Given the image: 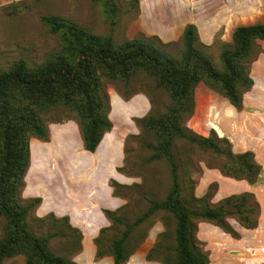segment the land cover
<instances>
[{
    "label": "rangeland",
    "instance_id": "374dc122",
    "mask_svg": "<svg viewBox=\"0 0 264 264\" xmlns=\"http://www.w3.org/2000/svg\"><path fill=\"white\" fill-rule=\"evenodd\" d=\"M129 8L121 3V18L112 30L111 19L94 0H0V71L20 60L36 67L59 54L60 38L44 25L43 17L71 20L96 35L112 33L119 43L141 36L157 38L169 45L168 51L175 56L182 51L185 28L193 24L217 65L222 44L232 43L237 27L264 23V0H138L137 11L128 12ZM263 55L264 52L256 50L250 59L255 86L244 95L241 110L200 84L194 115L186 122V127L200 136L209 137L214 131L220 138H227L235 154L253 152L263 167L259 181L250 185L223 174L221 167L225 159L211 151L185 142L174 146L184 201L189 206H201L200 200L209 196L208 206L217 208L229 196L253 194L251 203L258 207L254 216L258 222L256 229L243 227L235 217L227 218L239 238L213 223L192 219L196 236L204 224L231 236L232 242L224 251L229 256V264H264V257L258 258L255 254L256 249L260 252L264 247ZM104 88L113 127L98 152L89 155L84 150L79 125L70 109H54L44 116L49 142L36 138L30 141L31 162L21 194L23 200L41 199L32 211L33 216H68L71 224L82 231L83 249L72 257L76 264H114L112 256L96 257L95 239L101 229L109 228L103 241L108 250L125 227L112 225L104 212H117L125 222L133 223L149 210L147 198L161 202L171 188L168 165L163 161H149L151 151L146 143L150 137L136 123L152 111H164L170 104L168 95L156 90L152 79L145 74L137 76L128 86L105 82ZM4 234L5 222L0 219V239ZM196 244L205 250L198 238ZM175 246L176 220L172 214L158 211L132 234L126 264H162L167 256H173ZM52 250L61 254L64 248L58 240H53ZM204 253L208 255V251ZM5 264L25 263L18 258Z\"/></svg>",
    "mask_w": 264,
    "mask_h": 264
},
{
    "label": "trees",
    "instance_id": "16d2710c",
    "mask_svg": "<svg viewBox=\"0 0 264 264\" xmlns=\"http://www.w3.org/2000/svg\"><path fill=\"white\" fill-rule=\"evenodd\" d=\"M94 2L111 19L112 30L121 18V3L130 6L128 12L138 9V0ZM42 22L60 38L59 54L36 67L20 60L0 71V219L5 222V234L0 239V264L18 258L25 264H76L72 257L83 249L82 231L71 224L68 216H33L32 211L41 199L21 197L31 162L30 141L36 138L49 142L44 116L65 107L74 113L84 150L95 153L113 127L105 82L128 86L140 74L152 79L156 90L170 98L164 111H152L136 123L150 137L146 143L151 151L149 161H163L168 165L171 188L161 202L147 198L149 210L133 223L125 222L117 212L105 211L112 225L120 224L125 229L108 250L103 241L109 228L101 229L95 239L96 257L112 256L114 264H126L132 234L158 211L168 212L176 220L174 253L162 264H210L208 255L196 244L194 218L213 223L233 237L238 234L227 223L228 217H235L247 229L258 227L254 219L258 207L251 203V193L229 196L217 208L208 206L209 196L200 200L201 206L186 204L174 146L185 142L211 151L225 159L221 167L223 174L250 185L259 181L263 167L253 152L235 154L227 138H220L214 131L209 137L200 136L191 132L186 122L194 115L200 84L227 99L237 110L242 109L244 95L255 86L250 59L256 50L264 52V23L237 27L232 43L222 44L217 65L193 24L185 28L182 51L175 56L168 51L169 45L157 38L141 36L119 43L112 33L96 35L71 20L43 17ZM53 240H58L64 248L61 254L52 250Z\"/></svg>",
    "mask_w": 264,
    "mask_h": 264
},
{
    "label": "crops",
    "instance_id": "0c3cea01",
    "mask_svg": "<svg viewBox=\"0 0 264 264\" xmlns=\"http://www.w3.org/2000/svg\"><path fill=\"white\" fill-rule=\"evenodd\" d=\"M261 61L264 64V57ZM197 238L199 241L204 243L205 250L208 251L210 264H229V256H227L224 251L228 248V244L232 242L231 236L225 235L215 226L204 224L200 227ZM205 250H203V252H205ZM223 254L224 257H222ZM255 254L258 258H263L259 249L255 250ZM258 258L256 260H259Z\"/></svg>",
    "mask_w": 264,
    "mask_h": 264
},
{
    "label": "water",
    "instance_id": "95a60500",
    "mask_svg": "<svg viewBox=\"0 0 264 264\" xmlns=\"http://www.w3.org/2000/svg\"><path fill=\"white\" fill-rule=\"evenodd\" d=\"M106 136H107V135L104 136V138H103L101 144L99 145V147L97 148L96 152H95V153H90L89 155H93V154H96V153L98 152V150H99V148L101 147V145H102V143H103V141H104V139H105ZM26 178H27V176H26Z\"/></svg>",
    "mask_w": 264,
    "mask_h": 264
},
{
    "label": "built area",
    "instance_id": "2783aa9c",
    "mask_svg": "<svg viewBox=\"0 0 264 264\" xmlns=\"http://www.w3.org/2000/svg\"><path fill=\"white\" fill-rule=\"evenodd\" d=\"M260 254L264 257V247L260 249Z\"/></svg>",
    "mask_w": 264,
    "mask_h": 264
},
{
    "label": "bare ground",
    "instance_id": "6f19581e",
    "mask_svg": "<svg viewBox=\"0 0 264 264\" xmlns=\"http://www.w3.org/2000/svg\"><path fill=\"white\" fill-rule=\"evenodd\" d=\"M103 144V143H102Z\"/></svg>",
    "mask_w": 264,
    "mask_h": 264
}]
</instances>
